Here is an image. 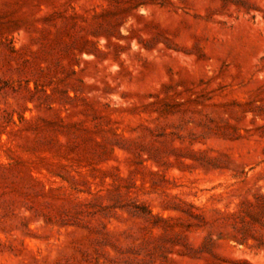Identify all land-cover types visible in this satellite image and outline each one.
<instances>
[{"label":"rangeland","instance_id":"374dc122","mask_svg":"<svg viewBox=\"0 0 264 264\" xmlns=\"http://www.w3.org/2000/svg\"><path fill=\"white\" fill-rule=\"evenodd\" d=\"M0 264H264V0H0Z\"/></svg>","mask_w":264,"mask_h":264}]
</instances>
